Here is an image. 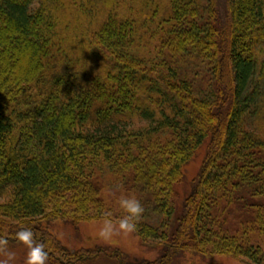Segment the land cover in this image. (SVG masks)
<instances>
[{"label": "trees", "instance_id": "trees-1", "mask_svg": "<svg viewBox=\"0 0 264 264\" xmlns=\"http://www.w3.org/2000/svg\"><path fill=\"white\" fill-rule=\"evenodd\" d=\"M225 1L0 0V251L31 229L46 264H264V0ZM121 196L152 258L53 233Z\"/></svg>", "mask_w": 264, "mask_h": 264}, {"label": "rangeland", "instance_id": "rangeland-1", "mask_svg": "<svg viewBox=\"0 0 264 264\" xmlns=\"http://www.w3.org/2000/svg\"><path fill=\"white\" fill-rule=\"evenodd\" d=\"M220 12V19H223L225 14V0H216ZM206 146L203 145L193 159L184 167L185 180L178 186H176L177 204H181L184 194L189 190V181L197 173L202 158L204 156ZM105 219L80 221L77 225L65 224L56 222L53 226V233L61 240L62 243L70 247H89L94 244L108 245L110 247L120 248L128 255L133 257H145L152 258L155 255L154 248L145 246L142 244L140 238L133 233L124 234L123 232H117L108 239L101 238L98 233L103 227ZM114 225L117 221H113ZM28 248L26 245L21 244L15 249L0 251V261L7 260L8 264H25V257ZM9 253H12V257L9 258ZM196 259L193 263L185 262V264H248L245 260L231 257V256H215L204 263H196Z\"/></svg>", "mask_w": 264, "mask_h": 264}, {"label": "clouds", "instance_id": "clouds-1", "mask_svg": "<svg viewBox=\"0 0 264 264\" xmlns=\"http://www.w3.org/2000/svg\"><path fill=\"white\" fill-rule=\"evenodd\" d=\"M118 204L124 215L114 225L113 221L107 218L109 214H106L103 227L98 233L101 238L108 239L118 231L129 234L137 230V221L144 211L140 201L134 196H121L118 199ZM16 239L28 248L25 264H46L49 254L45 250L44 244L34 241L31 229H21L16 233ZM7 243V239H0V249L6 248ZM11 257L12 253H9V258ZM0 264H8V262L7 260H2Z\"/></svg>", "mask_w": 264, "mask_h": 264}]
</instances>
